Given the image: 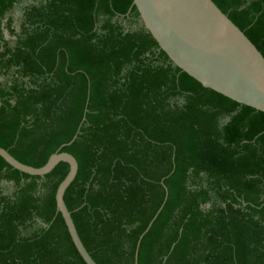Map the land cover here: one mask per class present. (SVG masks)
<instances>
[{
  "label": "trees",
  "instance_id": "trees-1",
  "mask_svg": "<svg viewBox=\"0 0 264 264\" xmlns=\"http://www.w3.org/2000/svg\"><path fill=\"white\" fill-rule=\"evenodd\" d=\"M20 1L0 0V148L74 157L63 201L92 260L133 264L166 191L137 264H264V113L174 67L132 0H38L16 31ZM211 1L264 59V0ZM67 172L0 158V264H84L55 208Z\"/></svg>",
  "mask_w": 264,
  "mask_h": 264
},
{
  "label": "water",
  "instance_id": "water-1",
  "mask_svg": "<svg viewBox=\"0 0 264 264\" xmlns=\"http://www.w3.org/2000/svg\"><path fill=\"white\" fill-rule=\"evenodd\" d=\"M132 6L145 31L174 67L204 89L264 113V59L211 0H132ZM83 121L84 118L81 123ZM77 135L78 130L72 140L60 149L69 146ZM0 158L21 174L40 178L49 174L57 164H67L68 172L54 195L56 212L60 214L84 264H96L81 243L63 201L66 189L77 174L78 165L74 157L57 151L40 168L21 164L2 148ZM166 197L165 191L161 207L137 240L133 264H137L140 241L161 211Z\"/></svg>",
  "mask_w": 264,
  "mask_h": 264
},
{
  "label": "rangeland",
  "instance_id": "rangeland-1",
  "mask_svg": "<svg viewBox=\"0 0 264 264\" xmlns=\"http://www.w3.org/2000/svg\"><path fill=\"white\" fill-rule=\"evenodd\" d=\"M37 1L38 0H21L19 2V4L16 5L14 7V9L11 11L10 17L13 20V26H14L16 31L18 30V23H19V20H20V17H21L22 9L25 6L30 5L32 3H35ZM122 24L125 25V26L129 25V23H126V22H122ZM133 28H134V26H133ZM5 39H7L9 41H13L14 40L13 37H9L7 34H5ZM3 81H4V79L0 76V82H3ZM0 189H1V192L3 194H5V195H10L12 193V187H11L10 184L2 183V184H0Z\"/></svg>",
  "mask_w": 264,
  "mask_h": 264
}]
</instances>
